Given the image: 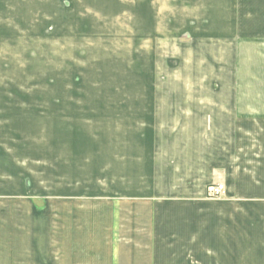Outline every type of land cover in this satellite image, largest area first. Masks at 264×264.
I'll return each mask as SVG.
<instances>
[{"label": "crops", "instance_id": "obj_1", "mask_svg": "<svg viewBox=\"0 0 264 264\" xmlns=\"http://www.w3.org/2000/svg\"><path fill=\"white\" fill-rule=\"evenodd\" d=\"M143 3L148 23L182 29L163 38L205 45L197 52L206 70L141 90L172 98L105 111L118 122L111 147L97 141L95 152L110 177L78 198L88 226L77 238L62 232L65 250L55 226L70 216L44 219L33 206L50 202V0H0V239L9 238L0 264H72L85 229L87 264L103 253L104 264H138L141 253L145 264H264V0ZM216 184L224 194L209 199Z\"/></svg>", "mask_w": 264, "mask_h": 264}, {"label": "rangeland", "instance_id": "obj_2", "mask_svg": "<svg viewBox=\"0 0 264 264\" xmlns=\"http://www.w3.org/2000/svg\"><path fill=\"white\" fill-rule=\"evenodd\" d=\"M143 2L50 0V202L39 204L40 207L33 206L38 214L44 213V219L53 217L54 211L61 214L60 218H63V212L70 216L69 220L63 218L55 226L60 233L55 241L65 250L70 247L66 242L70 238L62 232L77 238L80 236L76 237L77 228L88 226V204L78 198L94 193L96 180L99 181L102 175L110 177L109 168L99 171L95 152L97 141L101 142L102 149L111 147L112 125L118 122L117 118L104 115L105 111L110 115L111 105L117 101L172 98L173 93L169 97L166 92L164 97V93L160 92L161 97L156 92L141 90L144 84H162L172 88L176 83V71L181 80L190 83L192 68L197 71L201 66L206 70L205 64H200L197 52L205 51V45L197 47L195 43L191 50L192 44L180 46L176 40L163 38L162 35L182 32V29L148 23L144 17ZM188 30L189 33L184 30L186 35L197 33L196 28ZM191 51L195 59H192ZM181 71L183 75L180 76ZM125 124L118 123L122 127L120 131L125 130ZM129 128L132 130L131 126ZM96 134L101 139L96 140ZM105 185L110 187V183ZM222 191L220 198L224 188ZM58 196L68 198L62 200ZM100 205L104 211L107 210L106 201ZM100 221L99 227L105 229L109 222L107 212ZM84 231L81 233H84L85 245L81 247L82 251L72 256V264H78L76 260L80 258V253L81 256L84 254V258L79 264H87V230ZM8 241V236L0 239L1 250ZM74 241L77 243V240ZM99 244L98 241L96 247ZM21 246L25 251L26 243ZM1 250L0 255H3ZM105 255L102 254L103 258L99 256V264L107 263ZM142 255L138 264L148 263Z\"/></svg>", "mask_w": 264, "mask_h": 264}, {"label": "built area", "instance_id": "obj_3", "mask_svg": "<svg viewBox=\"0 0 264 264\" xmlns=\"http://www.w3.org/2000/svg\"><path fill=\"white\" fill-rule=\"evenodd\" d=\"M222 188L223 187L219 186V185H217V186L212 185V186L208 187V190H207L208 197L210 199L211 198L217 199L218 197L220 198V195L223 193Z\"/></svg>", "mask_w": 264, "mask_h": 264}]
</instances>
